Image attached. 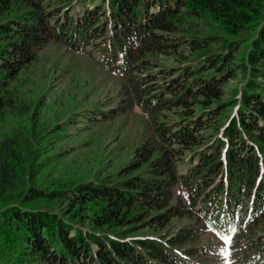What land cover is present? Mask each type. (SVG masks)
I'll list each match as a JSON object with an SVG mask.
<instances>
[{"label":"trees","instance_id":"obj_1","mask_svg":"<svg viewBox=\"0 0 264 264\" xmlns=\"http://www.w3.org/2000/svg\"><path fill=\"white\" fill-rule=\"evenodd\" d=\"M201 22L213 34L191 29ZM212 38L220 52L207 54ZM51 41L100 47L102 67L124 78L119 108L138 103L159 139L116 180L46 190L19 183L21 140L0 138V264H191L193 246L210 251L193 237L219 213L237 238L264 232V0H0V120L20 105L12 77ZM185 49L197 58L176 74L153 61L189 60ZM58 196L62 211L43 206ZM172 217L190 220L166 230Z\"/></svg>","mask_w":264,"mask_h":264},{"label":"rangeland","instance_id":"obj_2","mask_svg":"<svg viewBox=\"0 0 264 264\" xmlns=\"http://www.w3.org/2000/svg\"><path fill=\"white\" fill-rule=\"evenodd\" d=\"M202 23L191 24L195 27L191 29H202L205 36L213 34V26L201 27ZM211 40L207 54L220 52L219 43ZM240 50L244 52V46ZM88 51H73L64 44L51 41L12 77L20 105L0 120V138L14 135L21 140L24 160L20 166L21 185L35 184L51 190L68 189L89 179L116 180L120 173L131 168L144 140L159 139L149 112L138 103L119 108V104L125 105L121 93L124 78L102 67L100 47L93 45ZM183 54L190 61L181 56L176 58L172 53L152 56L159 69L174 67L173 74H176L183 64L195 63L193 59L197 58V52L188 49ZM242 78V73L237 71L224 83L225 96L240 84ZM116 105L119 112L112 114ZM63 123L65 130L59 127ZM187 153L190 151L185 150ZM205 185L211 186L213 182ZM206 193L209 192H200L201 195ZM174 194L175 197L182 194V188H177ZM66 204L67 200L58 196L56 200L45 201L43 206L62 211ZM189 220L172 217L165 229L176 231ZM143 228L139 232L150 231ZM251 233L247 231L240 239L235 237L234 255H237L228 261V258L215 256L212 246L218 244L217 239L214 234L202 230L193 237V243L202 244V252L205 248L210 251L196 253L193 246L190 257L193 262L197 260V264H258L264 259L255 255L258 248L264 247V232ZM261 239L263 242L257 247L256 242Z\"/></svg>","mask_w":264,"mask_h":264},{"label":"bare ground","instance_id":"obj_3","mask_svg":"<svg viewBox=\"0 0 264 264\" xmlns=\"http://www.w3.org/2000/svg\"><path fill=\"white\" fill-rule=\"evenodd\" d=\"M202 264V263H201Z\"/></svg>","mask_w":264,"mask_h":264}]
</instances>
